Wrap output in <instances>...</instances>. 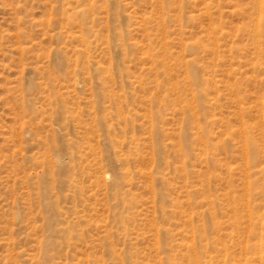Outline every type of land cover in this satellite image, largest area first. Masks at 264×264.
Segmentation results:
<instances>
[{"label":"rangeland","instance_id":"rangeland-1","mask_svg":"<svg viewBox=\"0 0 264 264\" xmlns=\"http://www.w3.org/2000/svg\"><path fill=\"white\" fill-rule=\"evenodd\" d=\"M264 0H0V264H264Z\"/></svg>","mask_w":264,"mask_h":264},{"label":"bare ground","instance_id":"bare-ground-1","mask_svg":"<svg viewBox=\"0 0 264 264\" xmlns=\"http://www.w3.org/2000/svg\"><path fill=\"white\" fill-rule=\"evenodd\" d=\"M260 18L262 19L264 17V5H260Z\"/></svg>","mask_w":264,"mask_h":264}]
</instances>
